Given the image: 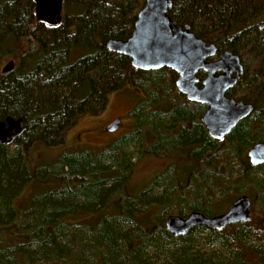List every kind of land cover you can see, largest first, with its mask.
<instances>
[{"label": "trees", "instance_id": "obj_1", "mask_svg": "<svg viewBox=\"0 0 264 264\" xmlns=\"http://www.w3.org/2000/svg\"><path fill=\"white\" fill-rule=\"evenodd\" d=\"M143 1L62 0L60 23L48 27L34 19L32 0H0V120L22 118L25 128L0 144V264H264L257 219L221 234L195 228L173 237L164 229L170 214L215 215L238 182L263 207L264 165L243 157L264 142V87L242 84L253 98L238 99L252 114L212 140L199 120L205 106L177 93L173 72L137 71L105 48L130 35ZM170 1L178 26L241 57L253 54V71L264 77V0ZM6 60L14 68L2 73ZM125 83L142 95L130 112L134 130L96 149L59 148L63 130L102 110ZM143 156L171 164L137 185L131 179Z\"/></svg>", "mask_w": 264, "mask_h": 264}, {"label": "water", "instance_id": "obj_2", "mask_svg": "<svg viewBox=\"0 0 264 264\" xmlns=\"http://www.w3.org/2000/svg\"><path fill=\"white\" fill-rule=\"evenodd\" d=\"M33 16L37 22L48 27L57 26L62 17V0H32ZM170 0H144L137 12L130 35L123 40L108 39L107 51L122 55L129 65L137 71L168 69L175 74L174 88L188 102L205 106L199 120L206 134L215 141H221L242 119L252 111V106L241 101L235 102L226 97L241 73L238 57L228 51L220 53L217 61L207 63L208 56L216 52L212 43L197 38L188 26L180 27L172 21L167 12ZM14 62L8 61L2 73L13 70ZM206 73L197 86L196 74ZM215 72H220L214 76ZM235 75L231 77V73ZM119 119L106 125L105 131L116 130ZM22 118L6 117L0 120V144L9 145L24 133ZM251 166L264 164V143L253 145L247 151ZM249 201L240 197L232 201L228 209L219 215L205 217L198 212L185 216L167 215L163 220L166 232L173 237L183 236L189 230L204 226L221 230L234 222L248 221Z\"/></svg>", "mask_w": 264, "mask_h": 264}, {"label": "rangeland", "instance_id": "obj_3", "mask_svg": "<svg viewBox=\"0 0 264 264\" xmlns=\"http://www.w3.org/2000/svg\"><path fill=\"white\" fill-rule=\"evenodd\" d=\"M212 41L213 39H209V42ZM75 53H81V51H77ZM248 55L249 57L247 55H243L241 58L242 60L249 63V68L251 71H253L256 67L255 65L257 59L253 56V54ZM10 58L11 54H8L7 59ZM7 61L8 60L4 62L2 67ZM229 92L230 95H233L234 93L236 97H246L250 99L253 98V95L250 94L248 90H243L240 87L232 89ZM141 96L142 95H139V93L135 89L128 86H122L120 89L111 92L108 95L106 104L102 110L95 111L93 115L89 113L85 114L84 117L79 118V120L73 126L69 127V129H67L66 131H62V145L59 148L64 150H66L67 148L78 149L77 146L86 143L90 148L96 149L98 147L105 146L109 142L118 139L123 134H126L127 132L129 133V131L134 130L133 128L135 125V118H132V116H130V112L137 103H140V101H142ZM115 119H119V124L116 131L107 133L105 131V125H107L110 121H114ZM132 147L133 145L130 144L127 147V150L132 151ZM38 149L44 150L42 148ZM39 150H37L36 152L37 156H39L41 152ZM44 158V162H47V160L49 159L47 154H44ZM131 159H133L134 161L136 159L137 161L138 156L136 158V155L134 154ZM159 161L160 160L157 159H150V156L140 157L139 162H136L137 164L134 168L131 182L136 183L137 185L148 184L155 174L161 176L162 173H165V169H167L169 167L168 165L171 163H160ZM177 161L178 163L176 164L180 165L181 163H184L183 161L185 160L182 161L181 159H177ZM173 168H175L174 164L172 166V170ZM237 187L245 194H249L250 192V187L247 184L245 186L243 182H238ZM226 194L228 195H226L225 200L222 201L223 203L221 204V206L213 207L211 209V212L213 214H222V212L224 213L225 210H227V206L233 200L234 193L231 192V190H228ZM256 221L259 222L258 219ZM199 250L204 253L208 251V249L205 250V248L201 246H199Z\"/></svg>", "mask_w": 264, "mask_h": 264}, {"label": "flooded vegetation", "instance_id": "obj_4", "mask_svg": "<svg viewBox=\"0 0 264 264\" xmlns=\"http://www.w3.org/2000/svg\"><path fill=\"white\" fill-rule=\"evenodd\" d=\"M206 43H210V42H206ZM213 44V43H212ZM215 47H216V52L212 55V56H208L207 58H205L204 59V61L205 62H207V63H210V62H214V61H217L218 60V58H219V55H220V53L221 52H223V51H227V50H224V49H222V48H219V47H217V45H215V44H213ZM228 52H230V51H228ZM230 53H232L233 55H235V56H237L238 57V60H239V62H240V65H241V73H240V75L238 76V78H237V80H236V82H235V84L231 87V88H229V90H227V92L225 93V96L226 97H229L230 96V90H232V89H235V88H237V87H242V86H246V85H242L243 83H245V82H251V83H255L256 85H258V86H261V87H264V77H261V73H262V70H259L258 72H255V71H251V70H249V69H247V67L245 66V64H244V62H243V60H242V58H241V55L238 53V52H230ZM141 72H143V71H141ZM146 72H148V71H146ZM220 74V72H215L214 73V76H218ZM235 75V72H232L231 73V77H233ZM205 76H206V73L204 72V71H199V72H197V74H196V78H197V86H199L200 85V83H201V81L205 78ZM244 78V80H242ZM124 86H128V87H131V88H133V86L130 84V83H125L124 84ZM121 87H119L118 89H120ZM118 89H116V90H118ZM134 89V88H133ZM116 90H114V91H116ZM138 93H139V95H140V92L137 90V89H135ZM181 97H183V96H181ZM229 98H232L235 102H237V101H241V102H243V103H247V102H244V101H242V100H239L238 98H240V97H236V95L233 93V97H229ZM193 103V102H192ZM194 104H196V103H194ZM247 104H250L251 106H252V111H251V113L247 116V117H249L251 114H252V112H253V108H254V106L251 104V103H247ZM246 117V118H247ZM245 119V118H244ZM243 120V119H242ZM241 121V120H240ZM239 121V122H240ZM112 121H110L108 124H110ZM107 124V125H108ZM237 125V124H236ZM235 125V126H236ZM106 126V125H105ZM104 126V127H105ZM117 129V128H116ZM205 130V129H204ZM116 131V130H115ZM205 133H206V131H205ZM225 138V137H224ZM223 138V139H224ZM258 143H264V142H257V143H255V144H258ZM255 144H253V145H255ZM252 145V146H253ZM252 146H250L247 150H246V152H245V156L243 157V160H245L246 162L245 163H248L249 164V162H248V159H247V156H246V154H247V151L252 147ZM160 163H162V161H159ZM250 165V164H249ZM264 165V164H263ZM251 166V165H250ZM259 166H262V165H259ZM252 167H257V166H252ZM233 200L232 201H235L236 199H238V198H240V197H246L247 199H248V201H249V207H248V217H249V219H248V221H246V222H242V223H240V222H234V223H232V224H229V225H226L223 229H221V230H214V229H211V228H209V227H204V226H200V227H196V228H203V235L204 234H206L207 232H214V233H216V234H221V233H223V232H225L226 231V229L229 227V228H237V227H240V226H244L245 224H248L249 222H255V220L256 219H258L259 220V222H260V220H262V223L260 222H258L257 224H258V226H255V227H261V228H263V231H262V236H263V239H264V205H263V207L262 208H258L257 206H256V204H255V200L257 199V198H252L251 197V195H250V192H249V194H245L243 191H240L239 190V188L237 187V186H235L234 188H233ZM231 201V202H232ZM231 202H230V204H231ZM229 204V205H230ZM228 205V206H229ZM228 206H227V208L226 209H228ZM252 208H253V211H252ZM224 210V209H223ZM226 211V210H225ZM223 213V212H222ZM201 214V213H200ZM217 214H219V213H217ZM216 215V214H215ZM212 216H214V215H212ZM212 216H210V217H212ZM256 216V217H255ZM208 218V217H207ZM252 226V225H251ZM254 226V225H253ZM193 229H195V228H193Z\"/></svg>", "mask_w": 264, "mask_h": 264}]
</instances>
